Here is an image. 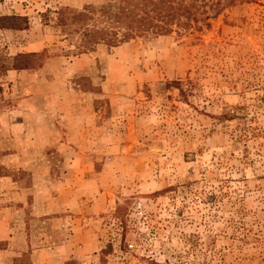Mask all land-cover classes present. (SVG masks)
Returning <instances> with one entry per match:
<instances>
[{"label": "rangeland", "instance_id": "rangeland-1", "mask_svg": "<svg viewBox=\"0 0 264 264\" xmlns=\"http://www.w3.org/2000/svg\"><path fill=\"white\" fill-rule=\"evenodd\" d=\"M120 1L0 0V264H264V0Z\"/></svg>", "mask_w": 264, "mask_h": 264}, {"label": "trees", "instance_id": "trees-1", "mask_svg": "<svg viewBox=\"0 0 264 264\" xmlns=\"http://www.w3.org/2000/svg\"><path fill=\"white\" fill-rule=\"evenodd\" d=\"M103 14L111 27H103L97 32L89 31L85 36L89 41L96 39L109 46H117L148 33L168 35L173 26L180 32L192 33L208 24L205 22L208 18L197 19L183 0H122L115 11L104 8ZM86 17L85 13H79L73 19L83 20ZM17 18L22 17L12 16L9 20Z\"/></svg>", "mask_w": 264, "mask_h": 264}]
</instances>
